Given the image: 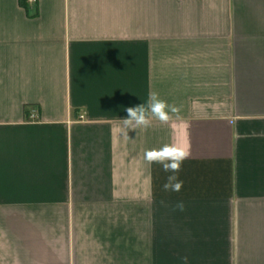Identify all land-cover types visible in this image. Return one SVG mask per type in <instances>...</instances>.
<instances>
[{
    "label": "crops",
    "instance_id": "crops-1",
    "mask_svg": "<svg viewBox=\"0 0 264 264\" xmlns=\"http://www.w3.org/2000/svg\"><path fill=\"white\" fill-rule=\"evenodd\" d=\"M0 264H264V0H0Z\"/></svg>",
    "mask_w": 264,
    "mask_h": 264
},
{
    "label": "clouds",
    "instance_id": "clouds-1",
    "mask_svg": "<svg viewBox=\"0 0 264 264\" xmlns=\"http://www.w3.org/2000/svg\"><path fill=\"white\" fill-rule=\"evenodd\" d=\"M126 118L123 122V134L128 136V130L137 128L147 129L151 127L153 119L166 125L173 116H178L181 109L174 104H169L159 97L157 92H149L146 104H137L125 109ZM190 151L186 146L177 143H165L159 148L147 149L143 159L147 164H159L165 173H169L162 188L165 192H179L183 187V181L179 180L178 173L181 171L184 160L188 159ZM163 203V201H162ZM183 210V204H179ZM186 259V258H185Z\"/></svg>",
    "mask_w": 264,
    "mask_h": 264
},
{
    "label": "built area",
    "instance_id": "built-area-1",
    "mask_svg": "<svg viewBox=\"0 0 264 264\" xmlns=\"http://www.w3.org/2000/svg\"><path fill=\"white\" fill-rule=\"evenodd\" d=\"M29 2L36 3V2H37V0H29ZM32 116H33V114H32ZM81 118H83V116H82V115H81Z\"/></svg>",
    "mask_w": 264,
    "mask_h": 264
},
{
    "label": "trees",
    "instance_id": "trees-1",
    "mask_svg": "<svg viewBox=\"0 0 264 264\" xmlns=\"http://www.w3.org/2000/svg\"><path fill=\"white\" fill-rule=\"evenodd\" d=\"M22 4L26 5V0H21Z\"/></svg>",
    "mask_w": 264,
    "mask_h": 264
}]
</instances>
